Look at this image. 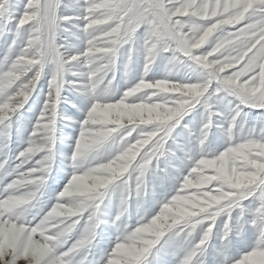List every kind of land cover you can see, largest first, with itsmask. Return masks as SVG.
I'll return each mask as SVG.
<instances>
[{"label": "snow or ice", "instance_id": "obj_1", "mask_svg": "<svg viewBox=\"0 0 264 264\" xmlns=\"http://www.w3.org/2000/svg\"><path fill=\"white\" fill-rule=\"evenodd\" d=\"M23 6L16 16L13 0H0V26L12 21L16 25L0 61V126L9 140L7 129L42 76H48V90L29 140L14 158V174L7 171L10 157L0 159V178L12 176L0 189V264H86L104 223L105 190L119 181L143 199L152 178L161 186L175 182L157 202L158 211L150 218L142 212L136 226H121L127 198L121 201V211L113 220L118 234L103 264H207L213 238L220 240L214 247L220 259L213 264H264V128L258 136L235 135L245 108L264 113V0H84L80 17L60 14L64 0H27ZM74 19L83 21L79 27L85 47L69 54L59 32ZM141 29L145 77L118 102H105L98 87L111 83L106 77L119 49L128 46L131 53ZM18 39L21 46L13 54ZM162 53L198 69L202 77L147 81L148 70ZM77 64L87 72H72ZM69 73L86 78L68 81ZM69 83L93 97L82 120L62 115L63 89ZM221 93L236 101L224 117L229 146L211 152L210 129L224 114L213 111L210 100ZM198 108L206 115L196 148L176 143L174 132L181 125L188 136L192 134L182 122ZM61 120L72 121L69 129L79 126L69 158L73 173L56 202L47 210L39 207L26 220L21 209L36 207L51 178L55 132ZM114 133L120 145L111 158L82 167L80 160ZM162 158H166L165 170L160 169ZM121 165L127 170L122 171ZM240 175L249 182L237 186ZM80 177L89 184L93 177L106 183L77 196L73 188ZM73 199L81 204L68 210L65 206ZM153 225L154 232L141 235L142 229ZM249 229L255 240L233 254V234L244 238Z\"/></svg>", "mask_w": 264, "mask_h": 264}, {"label": "rangeland", "instance_id": "obj_2", "mask_svg": "<svg viewBox=\"0 0 264 264\" xmlns=\"http://www.w3.org/2000/svg\"><path fill=\"white\" fill-rule=\"evenodd\" d=\"M26 2L27 0H13V3L16 5V16H19L20 13L24 11L23 5ZM83 5L84 0H64V6L60 8V14L73 17L83 16ZM82 23V20L74 19L64 24L59 32L60 43L65 45L69 54L82 51L85 47V35L79 27ZM0 25H3L2 21H0ZM15 29L16 25L14 21L7 23L6 27L0 26V61L3 60L8 46L12 43ZM20 46L21 41L18 39L13 54ZM145 63L143 29H141L135 42L134 50L131 53L129 52L128 46L119 49L112 73L109 77H106V80L110 79L111 83L102 82L98 87V92H102L104 95V101L109 103L118 102L130 86H133L142 77H145ZM71 71L86 73L87 69L77 64L71 68ZM202 75L203 73L196 68L190 67L187 63L172 60L170 53H162L150 67V70H148L146 79L150 82L165 78L173 81H195L200 79ZM85 78V76H72L70 73L67 75L68 81L83 80ZM47 90L48 76H42L36 91L33 93L28 103L24 105L20 113L13 119L11 127L7 129L11 134L10 140L4 135L5 129L3 126H0V159H3L5 156L10 157L7 165V171L9 173L14 174V158L16 154L25 147L29 140V133L32 131V125L35 123L40 113L44 94ZM143 91L148 92V95L152 94L148 90ZM63 95L65 97V102L61 105L62 115L65 117H72L73 121L82 120L89 110L90 105L94 102L90 94L78 90V88L71 83L65 85ZM131 99L133 98H129V100ZM73 104L77 105V107L73 108ZM210 104L213 111L221 112L224 116H217L215 118L214 125L210 129L208 137V150L211 152H221L229 146V139L226 131L228 123L224 117L235 108L236 101L232 96L221 93L219 96L212 97ZM205 115L204 110L198 108L196 111L184 116L182 123L189 125L192 134L188 136L181 125L174 132L176 143L186 144L188 147L195 149L200 135L201 125L205 120ZM70 124H72V121L61 120L57 127L55 132V151L51 178L48 179L43 186L42 194L36 202V207H24L21 209L24 219L26 220H31L39 207H44L45 210L51 207L56 202L57 193L67 184L68 179L73 173L72 162L69 158L72 155L73 140L79 131V126L73 125L71 129H69L68 125ZM261 128H264V113L245 108L244 114L240 117L235 135L237 138L247 137L251 134L258 136ZM117 135L118 133H114L112 137H109L93 152L83 157L80 160V165L86 167L110 159L111 155L116 152L120 145L119 140L116 139ZM66 137H71L72 139H66ZM5 145H7V147H5ZM170 146L173 150L175 149V145L171 144V142ZM165 163L166 158H162L160 161L161 170H165ZM167 170L172 172L171 169ZM172 175L175 176V173L172 172ZM11 178V175H8L6 179L0 178V189H2L4 184L7 183V180ZM174 182V180H169L166 184L161 186L156 178H152L147 187V195L139 200L132 191L125 189L122 182L119 181L115 182L114 186L110 187L108 190H105L104 195L101 197V219L104 223L100 225L99 236L97 237L95 247L88 256L86 264H103V257L113 246L118 234L113 225V220L117 213L121 211L122 200L127 198L124 205V215L121 218V226H136L142 212L148 214V218H150L151 214L158 211L159 205L157 202L163 198L165 191L172 190ZM73 192L78 195H88L91 193V187L88 185L77 190L74 186ZM233 215H235V213H233ZM155 228V225L148 227V230L142 232L141 235H148L154 232ZM255 238V234L251 229L248 230L244 238L234 233L232 236L233 254L243 251L244 248L251 245ZM211 245L212 247L208 249L207 264H213L214 259H220L214 251V247L220 245V240L218 238H213ZM132 251L134 252L135 250L133 249Z\"/></svg>", "mask_w": 264, "mask_h": 264}, {"label": "clouds", "instance_id": "obj_3", "mask_svg": "<svg viewBox=\"0 0 264 264\" xmlns=\"http://www.w3.org/2000/svg\"><path fill=\"white\" fill-rule=\"evenodd\" d=\"M100 114L104 115L105 112L103 109L100 110ZM151 115V114H150ZM127 165H121L120 169L122 171H126L127 170ZM92 179V183L89 184L88 179L84 178V177H80L77 178L75 187L77 190H79L81 187H86L88 185H90L91 187V192H94L96 190H98L99 188H102L104 186V184L106 183V180L103 178H99V177H93ZM249 182V178L244 176V175H240L236 178V184L237 186L243 185L245 183ZM77 196H79L78 194H76ZM81 204V200L80 199H73L72 202L69 205H66L65 207L68 210H72L73 208L78 207ZM148 229H142V231H147Z\"/></svg>", "mask_w": 264, "mask_h": 264}, {"label": "crops", "instance_id": "obj_4", "mask_svg": "<svg viewBox=\"0 0 264 264\" xmlns=\"http://www.w3.org/2000/svg\"><path fill=\"white\" fill-rule=\"evenodd\" d=\"M218 6V5H217Z\"/></svg>", "mask_w": 264, "mask_h": 264}]
</instances>
